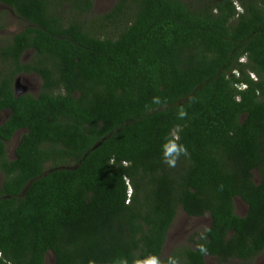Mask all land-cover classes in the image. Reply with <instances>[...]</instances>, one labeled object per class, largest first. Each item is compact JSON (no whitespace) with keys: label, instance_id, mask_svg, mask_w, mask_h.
<instances>
[{"label":"trees","instance_id":"obj_1","mask_svg":"<svg viewBox=\"0 0 264 264\" xmlns=\"http://www.w3.org/2000/svg\"><path fill=\"white\" fill-rule=\"evenodd\" d=\"M94 1L0 0L26 24L0 38V264H46L49 251L55 264H252L264 0H118L89 22ZM22 73L41 78L38 95L16 94ZM180 208L212 222L164 256Z\"/></svg>","mask_w":264,"mask_h":264},{"label":"rangeland","instance_id":"obj_2","mask_svg":"<svg viewBox=\"0 0 264 264\" xmlns=\"http://www.w3.org/2000/svg\"><path fill=\"white\" fill-rule=\"evenodd\" d=\"M118 0H95L94 9L92 13L84 17V19L92 21V19L99 15H104L109 13ZM192 1V0H188ZM6 11V18H7V27L4 31H0V38L4 35H12L26 27V24L19 20V18L12 12L9 8L0 5V13ZM104 35L108 36H115L116 30L111 28L108 31L103 32ZM30 59V53L24 56V60ZM19 78H18V77ZM18 78L16 82L18 83L17 90L18 92H24L25 90L34 94L38 95L42 87V80L38 75L32 73H22L17 75ZM9 111L0 113V124L5 121L8 117ZM24 134V130L17 132L10 142L7 144V155L10 159L15 158V151L20 142L22 135ZM74 165V163H71ZM63 167H72V166H63ZM52 167L48 166L47 170H51ZM256 181H259V175L256 173L255 175ZM1 180V179H0ZM236 210L240 215H244L247 211V205L245 202L237 198L235 200ZM211 217L210 215H205L202 217H193L189 216L185 213V211L180 208L177 211L175 221L173 222L172 226L169 229L167 240L164 248L163 255L167 256L173 250V248L179 245H187L191 246L193 243L190 241V238L203 232L211 225ZM217 258L208 257L207 264H217ZM242 262L238 259L228 261L225 264H241ZM46 264H55V256L52 252L46 256ZM252 264H264V251L252 262Z\"/></svg>","mask_w":264,"mask_h":264},{"label":"clouds","instance_id":"obj_3","mask_svg":"<svg viewBox=\"0 0 264 264\" xmlns=\"http://www.w3.org/2000/svg\"><path fill=\"white\" fill-rule=\"evenodd\" d=\"M240 61L241 62H245L246 61V57H242L241 59H240ZM234 73H236L238 76H239V73L237 72V70H235L234 71ZM249 74H250V77H251V79H253L254 81H257L258 80V77H257V75L254 73V72H249ZM236 87H238L239 89H245L246 87H248V85L246 84V83H237L236 84ZM182 150V149H181ZM176 155L178 156L179 155V151H177L176 152ZM170 165H172V166H174V164H175V161H174V159H170V160H168L167 161ZM237 198H239V197H237ZM236 198V199H237ZM241 199V198H240ZM204 249H201V251H203ZM49 252H51V251H49ZM49 254V253H48ZM0 259H3V252H2V250H1V248H0Z\"/></svg>","mask_w":264,"mask_h":264},{"label":"flooded vegetation","instance_id":"obj_4","mask_svg":"<svg viewBox=\"0 0 264 264\" xmlns=\"http://www.w3.org/2000/svg\"><path fill=\"white\" fill-rule=\"evenodd\" d=\"M23 58H24V57H23ZM17 77H18V76H17ZM17 77H16V79H15V84H14V85H15L14 87H15V92H16V94H17V92H18V90H17V87H16V86H17V85H18V83H19V82H16V81H17V79L19 78V77H18V78H17ZM25 92H28V91H26V90H25L24 92H20V93H21V94H23V93H25ZM17 95H18V94H17ZM5 112H6V111H5ZM1 113H2V112H1ZM19 131H21V130H19ZM19 131H18V132H19ZM16 133H17V132H16Z\"/></svg>","mask_w":264,"mask_h":264},{"label":"water","instance_id":"obj_5","mask_svg":"<svg viewBox=\"0 0 264 264\" xmlns=\"http://www.w3.org/2000/svg\"><path fill=\"white\" fill-rule=\"evenodd\" d=\"M16 87H18V85ZM17 94L20 95L21 93L20 92H17Z\"/></svg>","mask_w":264,"mask_h":264}]
</instances>
